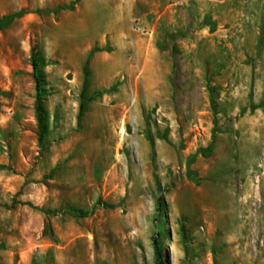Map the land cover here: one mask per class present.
Instances as JSON below:
<instances>
[{
    "label": "rangeland",
    "instance_id": "obj_1",
    "mask_svg": "<svg viewBox=\"0 0 264 264\" xmlns=\"http://www.w3.org/2000/svg\"><path fill=\"white\" fill-rule=\"evenodd\" d=\"M155 237L264 264V0H0V264H157Z\"/></svg>",
    "mask_w": 264,
    "mask_h": 264
},
{
    "label": "trees",
    "instance_id": "obj_2",
    "mask_svg": "<svg viewBox=\"0 0 264 264\" xmlns=\"http://www.w3.org/2000/svg\"><path fill=\"white\" fill-rule=\"evenodd\" d=\"M33 77L35 79V84H36V91H37V96H39L40 94V79H39V76L37 75V68H38V64L33 61ZM82 110V105L80 106V111ZM153 245H154V250H155V256H156V261H157V264H162V261H161V252H160V249L158 247V241L156 239V237L153 239Z\"/></svg>",
    "mask_w": 264,
    "mask_h": 264
}]
</instances>
